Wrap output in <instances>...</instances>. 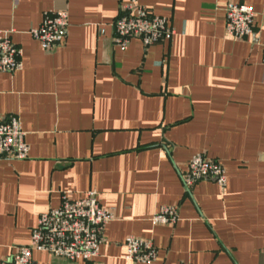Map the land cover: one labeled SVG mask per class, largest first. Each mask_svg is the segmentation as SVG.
I'll return each instance as SVG.
<instances>
[{"label":"crops","instance_id":"0c3cea01","mask_svg":"<svg viewBox=\"0 0 264 264\" xmlns=\"http://www.w3.org/2000/svg\"><path fill=\"white\" fill-rule=\"evenodd\" d=\"M130 0H0V31L22 68L0 72V119L17 117L26 159L0 158V260L29 243L38 216L94 190L111 210L97 264L125 259L123 241L152 242L153 264H264V0H136L165 17L170 40L113 43ZM228 3L253 12V34L224 31ZM64 11L62 44L44 52L29 30ZM226 175L185 188L192 156ZM176 207L174 224L151 222ZM32 264L69 263L33 253Z\"/></svg>","mask_w":264,"mask_h":264},{"label":"built area","instance_id":"2783aa9c","mask_svg":"<svg viewBox=\"0 0 264 264\" xmlns=\"http://www.w3.org/2000/svg\"><path fill=\"white\" fill-rule=\"evenodd\" d=\"M224 31L233 40H243L253 34V12L250 7L228 3L224 9ZM113 43L125 48L132 38L139 39L144 46L170 40L174 29L165 17L153 14L148 8L130 0L121 4L119 13L112 23ZM68 27L64 11L45 13L42 22L29 30V35L38 42L44 52L54 50L62 44ZM261 62L264 65V40L260 44ZM21 50L13 45L10 32L0 31V72L20 71ZM25 134L17 117L0 119V158L23 160L28 156ZM211 179L222 189L226 183L223 167L202 154L191 157L182 176L183 186L192 188L202 180ZM113 219L109 209L97 202L94 190H88L80 200L70 201L62 197L56 209L40 214L35 228L31 230L29 243L15 248L14 254L0 260V264H32L33 253H46L69 263L81 261L84 264H97L93 260L103 239L104 226ZM178 220L176 207L159 208L151 219L152 224H174ZM125 259L139 264H153L156 249L152 242L127 237L123 241Z\"/></svg>","mask_w":264,"mask_h":264}]
</instances>
